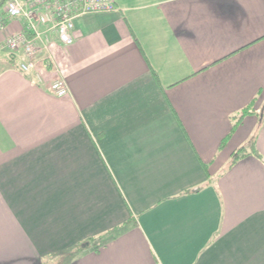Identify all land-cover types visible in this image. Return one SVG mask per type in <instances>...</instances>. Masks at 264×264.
<instances>
[{"label": "crops", "instance_id": "0c3cea01", "mask_svg": "<svg viewBox=\"0 0 264 264\" xmlns=\"http://www.w3.org/2000/svg\"><path fill=\"white\" fill-rule=\"evenodd\" d=\"M113 1L50 31L63 96L0 28V264H264V0Z\"/></svg>", "mask_w": 264, "mask_h": 264}, {"label": "built area", "instance_id": "2783aa9c", "mask_svg": "<svg viewBox=\"0 0 264 264\" xmlns=\"http://www.w3.org/2000/svg\"><path fill=\"white\" fill-rule=\"evenodd\" d=\"M117 9L113 0H8L0 28L7 25L6 21H18L21 25L3 44L9 50L10 59L23 55L18 66L20 72L37 84L46 85L55 95L63 96L69 91L64 77L57 73L47 82L43 74V69L51 64L50 31L55 30L60 43L68 45L74 39L72 30L76 16Z\"/></svg>", "mask_w": 264, "mask_h": 264}, {"label": "trees", "instance_id": "16d2710c", "mask_svg": "<svg viewBox=\"0 0 264 264\" xmlns=\"http://www.w3.org/2000/svg\"><path fill=\"white\" fill-rule=\"evenodd\" d=\"M7 1H8V0H0V6H1V5L5 6V5L7 4ZM4 4H5V5H4ZM5 15H6V14H5V8H4V11H2V12L0 13V19L3 18V17H5ZM7 22H8V21H6V23H7ZM250 112H252V111L250 110V107H249V106H248V107H245V108L241 111V113L239 114V117H240V118H243V116H245L247 113H250ZM238 124H239V123H234L233 130L236 129V126H238ZM256 137H257V135H256V133H254V134L252 135V137L250 138V140H249L248 143H246V144H244V145L238 147L237 149H235V151H234L233 154H232V158H231L230 164H234V163H236L238 160H240V159H242V158H244V157H246V156H248V155H252V154L259 155L258 150H257V148H256ZM228 138H229V136L226 137V139H224L223 143H225V142L227 141Z\"/></svg>", "mask_w": 264, "mask_h": 264}, {"label": "rangeland", "instance_id": "374dc122", "mask_svg": "<svg viewBox=\"0 0 264 264\" xmlns=\"http://www.w3.org/2000/svg\"><path fill=\"white\" fill-rule=\"evenodd\" d=\"M2 8L4 9V6H3V5L0 6V13H1V11H3ZM15 30H16V29H15ZM15 30H13L12 33H13Z\"/></svg>", "mask_w": 264, "mask_h": 264}]
</instances>
